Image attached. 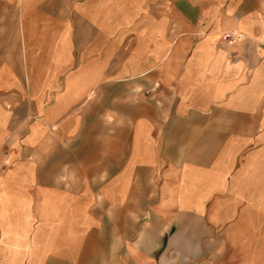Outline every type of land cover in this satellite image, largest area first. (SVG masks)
Instances as JSON below:
<instances>
[{"label":"crops","instance_id":"0c3cea01","mask_svg":"<svg viewBox=\"0 0 264 264\" xmlns=\"http://www.w3.org/2000/svg\"><path fill=\"white\" fill-rule=\"evenodd\" d=\"M0 161V264H264V0H0Z\"/></svg>","mask_w":264,"mask_h":264},{"label":"built area","instance_id":"2783aa9c","mask_svg":"<svg viewBox=\"0 0 264 264\" xmlns=\"http://www.w3.org/2000/svg\"><path fill=\"white\" fill-rule=\"evenodd\" d=\"M227 38H229V35H224L223 39L225 40ZM4 167H5L4 162L3 161H0V170H2Z\"/></svg>","mask_w":264,"mask_h":264}]
</instances>
